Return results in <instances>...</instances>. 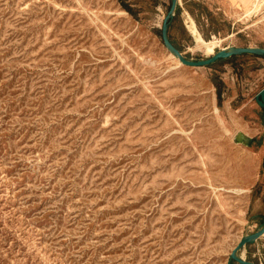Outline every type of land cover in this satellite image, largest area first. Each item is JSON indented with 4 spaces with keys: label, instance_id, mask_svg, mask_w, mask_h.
Instances as JSON below:
<instances>
[{
    "label": "rangeland",
    "instance_id": "rangeland-1",
    "mask_svg": "<svg viewBox=\"0 0 264 264\" xmlns=\"http://www.w3.org/2000/svg\"><path fill=\"white\" fill-rule=\"evenodd\" d=\"M128 3L0 0V264H227L263 221L264 118L250 144L223 112L239 83L232 108L257 103L264 57L178 64L171 0ZM217 7L195 21L213 51L171 19L187 58L264 47V0H240L235 26Z\"/></svg>",
    "mask_w": 264,
    "mask_h": 264
},
{
    "label": "crops",
    "instance_id": "crops-1",
    "mask_svg": "<svg viewBox=\"0 0 264 264\" xmlns=\"http://www.w3.org/2000/svg\"><path fill=\"white\" fill-rule=\"evenodd\" d=\"M126 1H130V0H126ZM211 6H218L217 9H219L220 11L223 12L224 19L231 21L233 26H235L238 22L241 21V18L239 17L240 13H241L240 11H242L240 9L241 8L240 7V0H180L178 2V6H177L175 16L181 14L185 21L189 20V16H190L193 18L194 23H195V21L197 22L198 20L205 18V14H203V13L199 14L197 12L198 11L197 9H199V8L200 9H211ZM195 25H196V23H195ZM197 25H198V23H197ZM197 25H196V29H197L198 33H200ZM191 35L193 36V34H191ZM199 35L203 39L201 33ZM193 38L195 39V42H196V38L194 36H193ZM242 55H244V54H242ZM217 62H219V60ZM217 62H215V63H217ZM226 70L229 73L231 72V69L229 67H226ZM224 72H225V70H224ZM209 82L211 85H213L215 87V89H217L214 82H212V81H209ZM234 86H235V84H234ZM240 86H241V83H239L237 85L238 91H236L234 97L229 99L228 106L226 105V109L223 112V114H224L225 119L227 121L228 127L232 130L237 129V133L244 134L245 135L244 140L248 141V143L250 141V144H251V142H252V140H254V138L253 137L247 138L245 133H247L246 131L251 130L255 127L254 126V120L252 117H254L256 115L258 118L259 117L264 118V109L256 101V95L264 87V85L257 92H255L253 95V98L257 103H253L250 100H248L246 103H244L242 105L238 104L237 107L235 109H233L232 108V102L234 100L236 101L237 96L240 95V90H241ZM238 144L241 145V142H238ZM242 148L244 150L250 152V153H253V154L258 153L257 150H255L254 148H250V145L243 146ZM250 173H251L250 175L249 174L245 175L246 182L249 186L255 187L256 185H258V183L260 181L261 171L258 170V168H256L253 171H251ZM251 191L252 192L249 194L248 204L246 205V213H245L246 216L250 211L251 205L253 206V204L255 205L257 202L256 199H252L253 190H251ZM256 195H257V193H256ZM259 214L261 215L262 212H258L256 214H253L252 217H255L258 219L260 216ZM249 233H251V232H249ZM249 233H245V234H249ZM245 234H242L240 236V238ZM240 238H239V240H240ZM260 244H262V247H264V235L261 238H259L255 243L247 244L242 250L239 251V254L242 256H244V254H245L249 259L254 258L253 260H257V256H258V259H260L262 256V252L260 251V247H261ZM256 249H257V251H256ZM263 255H264V253H263Z\"/></svg>",
    "mask_w": 264,
    "mask_h": 264
},
{
    "label": "water",
    "instance_id": "water-1",
    "mask_svg": "<svg viewBox=\"0 0 264 264\" xmlns=\"http://www.w3.org/2000/svg\"><path fill=\"white\" fill-rule=\"evenodd\" d=\"M178 2L179 0H171L169 10L163 20L161 30H162V39L165 46L183 64L189 66H209L214 64L220 59H226L233 55L254 54V55L264 56V47L231 46L220 49L216 51L214 54L204 59L193 60L187 58L178 49V47L171 41L168 33L170 21L176 15ZM256 101L264 109V87L257 93ZM263 235H264V219L255 232L245 234L240 238V240L237 242V244L230 252L227 264H261L259 262H255L245 258L244 256L239 254V251L242 250L247 244L255 243Z\"/></svg>",
    "mask_w": 264,
    "mask_h": 264
},
{
    "label": "bare ground",
    "instance_id": "bare-ground-1",
    "mask_svg": "<svg viewBox=\"0 0 264 264\" xmlns=\"http://www.w3.org/2000/svg\"><path fill=\"white\" fill-rule=\"evenodd\" d=\"M186 23H187V27H188L189 31L191 32V34H193V36L196 38V46L198 48H203L205 51H213L218 46V44L220 43V40L217 38H214L211 41H205L204 39H202L199 35L200 33H198V31L196 29V25H195L192 17L189 16V20H187ZM169 55H170V58L173 59L174 55L171 53ZM175 59L178 62V64L182 63L177 57H175Z\"/></svg>",
    "mask_w": 264,
    "mask_h": 264
},
{
    "label": "trees",
    "instance_id": "trees-1",
    "mask_svg": "<svg viewBox=\"0 0 264 264\" xmlns=\"http://www.w3.org/2000/svg\"><path fill=\"white\" fill-rule=\"evenodd\" d=\"M120 2H121V4H122V6L124 7V9L125 10H127L129 13H131V14H134L135 13V11H134V9H133V7L130 5V3H128V1H126V0H120ZM171 21H170V24H169V27L171 26ZM171 39V38H170ZM171 41L173 42V40L171 39ZM174 43V42H173ZM175 44V43H174ZM176 45V44H175ZM251 55H254V54H251ZM237 55H233V56H231V57H229V58H226V59H220L219 61H228V60H231V59H233V58H235ZM257 56H259V55H257ZM262 57H264V56H262ZM209 66H212V65H209ZM215 83V82H214ZM216 84V83H215ZM216 86H219V85H217L216 84ZM218 98L220 99L221 98V89H220V87H218ZM264 219V218H263Z\"/></svg>",
    "mask_w": 264,
    "mask_h": 264
}]
</instances>
